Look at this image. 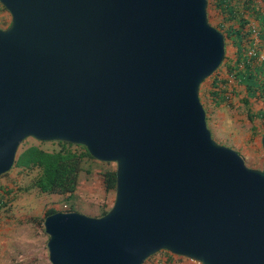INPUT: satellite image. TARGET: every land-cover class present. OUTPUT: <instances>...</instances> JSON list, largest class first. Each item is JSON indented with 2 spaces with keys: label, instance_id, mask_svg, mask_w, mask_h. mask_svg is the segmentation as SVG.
I'll return each mask as SVG.
<instances>
[{
  "label": "water",
  "instance_id": "95a60500",
  "mask_svg": "<svg viewBox=\"0 0 264 264\" xmlns=\"http://www.w3.org/2000/svg\"><path fill=\"white\" fill-rule=\"evenodd\" d=\"M0 4V177L29 138L117 165L106 215L46 217L51 264H264V164L214 140L200 98L226 57L208 0Z\"/></svg>",
  "mask_w": 264,
  "mask_h": 264
},
{
  "label": "trees",
  "instance_id": "16d2710c",
  "mask_svg": "<svg viewBox=\"0 0 264 264\" xmlns=\"http://www.w3.org/2000/svg\"><path fill=\"white\" fill-rule=\"evenodd\" d=\"M257 1L214 0V10L222 17V22L217 26L211 24L225 35L226 57L219 70L200 88V96H206L214 108L233 110L234 101L238 99L246 109L254 131L258 126L264 129V61L260 59L264 54V0ZM209 8L210 4L208 12ZM252 19L258 23L259 38L256 48L251 30ZM253 49L256 56L251 55ZM223 67L226 69V75L220 76L218 73ZM208 80L211 83L206 87ZM202 104L208 117V109L203 101ZM49 145L48 150L43 149L41 145H32L22 151L19 149L12 169H18L26 175L35 173L27 190L37 189L42 194L61 195L70 200L78 192L84 162L96 160L83 146L65 142H49ZM86 173L91 174V171ZM97 175L101 193L105 197L116 192V169L100 170ZM0 202L1 208L7 206L2 197ZM58 212L76 211L73 206L57 209L51 204L46 207L43 216L30 218V221L34 227L45 232L46 217ZM108 212L103 211L99 217Z\"/></svg>",
  "mask_w": 264,
  "mask_h": 264
},
{
  "label": "rangeland",
  "instance_id": "374dc122",
  "mask_svg": "<svg viewBox=\"0 0 264 264\" xmlns=\"http://www.w3.org/2000/svg\"><path fill=\"white\" fill-rule=\"evenodd\" d=\"M209 19L215 26L220 24V17L214 10V0H209ZM6 13V12H5ZM8 20H12L6 13ZM10 26V25H9ZM226 75L223 67L218 73ZM208 80L206 87L210 85ZM206 89V88H205ZM208 109V127L214 140L230 148H234L245 160L250 168H261L264 161V152L261 139L264 129L258 126L254 131L253 124L247 116V111L235 99V108H214L206 96H200ZM32 145H41L48 150L49 142H39L29 138L20 147V151ZM83 172L79 179L78 192L70 199L54 194H42L37 189L27 190L35 177V173L26 175L18 169H12L8 174L0 177V199H4L6 207H0V264H51L49 261V236L42 229L34 227L30 218L41 217L48 205H55L57 209H66L73 206L78 213L90 217H99L103 211H109L116 199V192L108 197L101 193L98 172L104 169H117L115 163L104 165L102 162L85 161ZM91 171V174L86 172ZM162 258H169L177 263H186L188 259L162 251L148 259L150 262ZM147 260V261H148Z\"/></svg>",
  "mask_w": 264,
  "mask_h": 264
},
{
  "label": "built area",
  "instance_id": "2783aa9c",
  "mask_svg": "<svg viewBox=\"0 0 264 264\" xmlns=\"http://www.w3.org/2000/svg\"><path fill=\"white\" fill-rule=\"evenodd\" d=\"M9 13L1 4H0V28H3V29H6L9 27V25L11 24V21L12 20H8L7 18V15L6 13ZM10 14V13H9ZM11 16V15H10ZM251 30L253 32V36H254V47L256 48V44L258 42V27L255 26V24H252L251 25ZM251 55L253 56H256V53H255V49H253L251 51ZM260 59L262 61H264V54L261 55ZM2 206V202H0V207ZM188 261L190 262V264H200L199 262L197 261H194V260H190L188 259ZM145 264H180V263H177L175 260L174 261H171L169 258H162V259H159L157 261H154V262H150L149 260L145 262ZM181 264H186V263H181Z\"/></svg>",
  "mask_w": 264,
  "mask_h": 264
},
{
  "label": "crops",
  "instance_id": "0c3cea01",
  "mask_svg": "<svg viewBox=\"0 0 264 264\" xmlns=\"http://www.w3.org/2000/svg\"><path fill=\"white\" fill-rule=\"evenodd\" d=\"M209 1V0H208ZM257 1V0H256ZM258 3H260V1H257ZM220 22H222V21H220ZM252 24H255V26H257L258 25V23L256 22V21H254V19H252L251 20V25ZM254 37V36H253ZM111 195V194H110ZM108 197V196H107ZM1 232V231H0ZM185 259V258H184ZM186 261H188V260H186ZM186 264H190V262H186Z\"/></svg>",
  "mask_w": 264,
  "mask_h": 264
},
{
  "label": "flooded vegetation",
  "instance_id": "af4514ba",
  "mask_svg": "<svg viewBox=\"0 0 264 264\" xmlns=\"http://www.w3.org/2000/svg\"><path fill=\"white\" fill-rule=\"evenodd\" d=\"M234 149V148H233ZM262 149H263V147H262ZM263 152H264V149H263ZM263 164H264V161H263ZM254 169V168H253ZM258 170H261V169H263V165H262V167L261 168H257Z\"/></svg>",
  "mask_w": 264,
  "mask_h": 264
}]
</instances>
